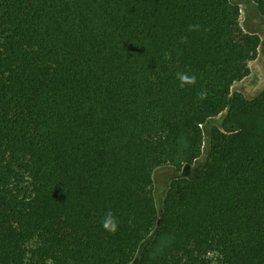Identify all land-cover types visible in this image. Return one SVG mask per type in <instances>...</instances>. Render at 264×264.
Here are the masks:
<instances>
[{
	"label": "trees",
	"instance_id": "16d2710c",
	"mask_svg": "<svg viewBox=\"0 0 264 264\" xmlns=\"http://www.w3.org/2000/svg\"><path fill=\"white\" fill-rule=\"evenodd\" d=\"M240 15L0 0V264H264V90L232 93L260 37ZM223 112L201 174L159 208L155 170L193 164Z\"/></svg>",
	"mask_w": 264,
	"mask_h": 264
},
{
	"label": "rangeland",
	"instance_id": "374dc122",
	"mask_svg": "<svg viewBox=\"0 0 264 264\" xmlns=\"http://www.w3.org/2000/svg\"><path fill=\"white\" fill-rule=\"evenodd\" d=\"M240 7V23L244 31L255 33L260 37V45L255 57L249 61V74L232 86L233 92H241L249 99L258 96L264 90V22L258 6L253 0H232ZM225 117V112L213 118L208 125L204 126L206 142L202 155L191 165H185L177 170L172 166H163L154 172V194L159 208L168 191L173 177L185 179L197 178L208 158L209 154V131L214 126H220ZM133 261L131 264H134Z\"/></svg>",
	"mask_w": 264,
	"mask_h": 264
},
{
	"label": "clouds",
	"instance_id": "9594fccd",
	"mask_svg": "<svg viewBox=\"0 0 264 264\" xmlns=\"http://www.w3.org/2000/svg\"><path fill=\"white\" fill-rule=\"evenodd\" d=\"M180 79L184 81V80H188V77L182 75ZM103 226L109 232H115L118 227L115 219L111 216V214L105 217Z\"/></svg>",
	"mask_w": 264,
	"mask_h": 264
}]
</instances>
